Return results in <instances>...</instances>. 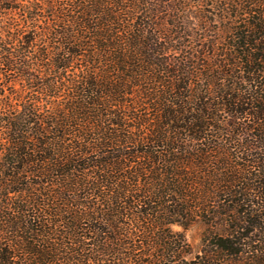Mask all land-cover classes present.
<instances>
[{
  "label": "trees",
  "instance_id": "obj_1",
  "mask_svg": "<svg viewBox=\"0 0 264 264\" xmlns=\"http://www.w3.org/2000/svg\"><path fill=\"white\" fill-rule=\"evenodd\" d=\"M0 264H264V0H0Z\"/></svg>",
  "mask_w": 264,
  "mask_h": 264
},
{
  "label": "rangeland",
  "instance_id": "obj_2",
  "mask_svg": "<svg viewBox=\"0 0 264 264\" xmlns=\"http://www.w3.org/2000/svg\"><path fill=\"white\" fill-rule=\"evenodd\" d=\"M202 230L203 225L199 224L191 227L187 231L188 240L194 245L195 248H198L200 245Z\"/></svg>",
  "mask_w": 264,
  "mask_h": 264
}]
</instances>
